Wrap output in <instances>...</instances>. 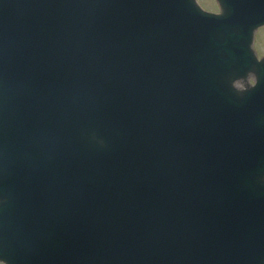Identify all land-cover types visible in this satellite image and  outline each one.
Wrapping results in <instances>:
<instances>
[{
  "label": "water",
  "instance_id": "obj_1",
  "mask_svg": "<svg viewBox=\"0 0 264 264\" xmlns=\"http://www.w3.org/2000/svg\"><path fill=\"white\" fill-rule=\"evenodd\" d=\"M215 1L0 0L1 264H264V0Z\"/></svg>",
  "mask_w": 264,
  "mask_h": 264
},
{
  "label": "rangeland",
  "instance_id": "obj_2",
  "mask_svg": "<svg viewBox=\"0 0 264 264\" xmlns=\"http://www.w3.org/2000/svg\"><path fill=\"white\" fill-rule=\"evenodd\" d=\"M197 2L206 11L214 12V13L220 12L219 6L215 0H197ZM253 48L256 52L257 57L262 59V57H264V28L258 30L254 34ZM254 82H255V77L253 75H251L247 80V85H248V83L254 84ZM239 83L243 84L244 82H239ZM245 87L246 86H242L240 88L243 89Z\"/></svg>",
  "mask_w": 264,
  "mask_h": 264
},
{
  "label": "bare ground",
  "instance_id": "obj_3",
  "mask_svg": "<svg viewBox=\"0 0 264 264\" xmlns=\"http://www.w3.org/2000/svg\"><path fill=\"white\" fill-rule=\"evenodd\" d=\"M240 85H241V86H240ZM242 86H247V81L244 82L243 84L238 83V84L236 85V87L239 88V89H241L240 87H242Z\"/></svg>",
  "mask_w": 264,
  "mask_h": 264
},
{
  "label": "flooded vegetation",
  "instance_id": "obj_4",
  "mask_svg": "<svg viewBox=\"0 0 264 264\" xmlns=\"http://www.w3.org/2000/svg\"><path fill=\"white\" fill-rule=\"evenodd\" d=\"M220 12H222L221 9H220ZM263 28H264V26L260 27L258 30L263 29ZM258 30H257V31H258ZM257 31H256V32H257ZM262 58H263V57H262Z\"/></svg>",
  "mask_w": 264,
  "mask_h": 264
}]
</instances>
